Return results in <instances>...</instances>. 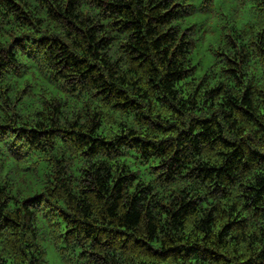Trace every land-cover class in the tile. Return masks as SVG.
Segmentation results:
<instances>
[{
	"label": "trees",
	"instance_id": "16d2710c",
	"mask_svg": "<svg viewBox=\"0 0 264 264\" xmlns=\"http://www.w3.org/2000/svg\"><path fill=\"white\" fill-rule=\"evenodd\" d=\"M51 253L264 264V0H0V264Z\"/></svg>",
	"mask_w": 264,
	"mask_h": 264
},
{
	"label": "rangeland",
	"instance_id": "374dc122",
	"mask_svg": "<svg viewBox=\"0 0 264 264\" xmlns=\"http://www.w3.org/2000/svg\"><path fill=\"white\" fill-rule=\"evenodd\" d=\"M202 38H203V41H204L203 46L207 45V44H208V41H209V39H210V35L206 33V34H204V35L202 36ZM201 47H202V45L200 46V48H201ZM49 258L51 259L52 264H57V263H56V262H57V259H55V258L53 257V254H52V253L49 255Z\"/></svg>",
	"mask_w": 264,
	"mask_h": 264
}]
</instances>
